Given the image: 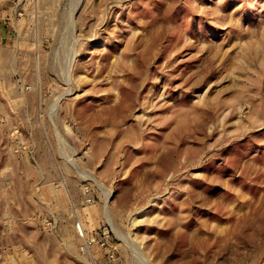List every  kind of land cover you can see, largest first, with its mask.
<instances>
[{
	"label": "rangeland",
	"instance_id": "obj_1",
	"mask_svg": "<svg viewBox=\"0 0 264 264\" xmlns=\"http://www.w3.org/2000/svg\"><path fill=\"white\" fill-rule=\"evenodd\" d=\"M263 214L264 0H0V264H264Z\"/></svg>",
	"mask_w": 264,
	"mask_h": 264
},
{
	"label": "bare ground",
	"instance_id": "obj_2",
	"mask_svg": "<svg viewBox=\"0 0 264 264\" xmlns=\"http://www.w3.org/2000/svg\"><path fill=\"white\" fill-rule=\"evenodd\" d=\"M158 27H159V26H158ZM157 31H158V30H157ZM153 39H154V38H153ZM76 41H77V40H76ZM73 42H74V41H73ZM73 42H72V43H73ZM149 44H150V43H149ZM74 45H75V44H74ZM73 48H74V47H73ZM72 50H73V49H72ZM72 50H71V52H72ZM67 61H68V60H67ZM68 63H70V62H68ZM67 66H69V65H67ZM68 69H69V68H68ZM65 70H66V68H65ZM68 71H69V70H68ZM66 72H67V71H66ZM70 74H71V73H70ZM67 77H68V76H67ZM69 79H70V78H69ZM68 81H69V80H68ZM54 104H55V103H54ZM262 117H263V116H262ZM255 209H257V207H256ZM255 209H254V210H255ZM250 211L252 212V210H250ZM256 211H258V210H255V212H256ZM255 214H257V213H255ZM255 214H254V215H255ZM250 215L252 216L253 214L250 213ZM250 215H248V216H250ZM251 216H250V217H251ZM263 217H264V214H263ZM263 217H262V219H263ZM251 218H252V217H251ZM253 218H255V217H253ZM256 218H258V217H256ZM246 219H247V218H246ZM244 220H245V218H244ZM242 221H243V220H242ZM250 221H251V219H250ZM256 221H257V220H256ZM248 222H249V221H248ZM259 222H260V221H259ZM245 223H247V222L245 221ZM252 223H253V222H252ZM260 223H261V222H260ZM255 224H256V222H255ZM177 225H178V224H177ZM236 225L238 226V224H236ZM239 226H240V225H239ZM239 226L236 227V226L234 225V227H236L237 229L239 228ZM253 226H254V224H253ZM256 226H258V225H256ZM256 226H254V227H256ZM234 227H233V231L235 232V228H234ZM240 227H241V226H240ZM240 230H241V229H240ZM240 230H238V231H240ZM238 231H237V233H239ZM176 236H177V235H176ZM187 240H188V239H187ZM197 244H198V242H197ZM192 247H193V246H192ZM138 256H140V255H138ZM145 264H146V263H145Z\"/></svg>",
	"mask_w": 264,
	"mask_h": 264
}]
</instances>
